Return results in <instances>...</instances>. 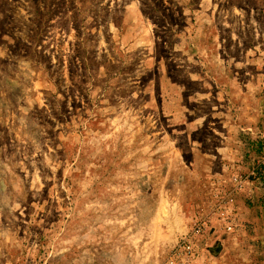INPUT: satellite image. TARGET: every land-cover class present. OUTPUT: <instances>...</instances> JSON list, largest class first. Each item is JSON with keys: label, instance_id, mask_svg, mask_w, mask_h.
Wrapping results in <instances>:
<instances>
[{"label": "rangeland", "instance_id": "rangeland-1", "mask_svg": "<svg viewBox=\"0 0 264 264\" xmlns=\"http://www.w3.org/2000/svg\"><path fill=\"white\" fill-rule=\"evenodd\" d=\"M0 264H264V0H0Z\"/></svg>", "mask_w": 264, "mask_h": 264}, {"label": "built area", "instance_id": "built-area-1", "mask_svg": "<svg viewBox=\"0 0 264 264\" xmlns=\"http://www.w3.org/2000/svg\"><path fill=\"white\" fill-rule=\"evenodd\" d=\"M190 248L189 247H187V250H189Z\"/></svg>", "mask_w": 264, "mask_h": 264}]
</instances>
